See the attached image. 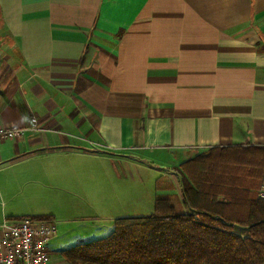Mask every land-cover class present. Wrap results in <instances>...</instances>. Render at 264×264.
Here are the masks:
<instances>
[{"label":"crops","instance_id":"0c3cea01","mask_svg":"<svg viewBox=\"0 0 264 264\" xmlns=\"http://www.w3.org/2000/svg\"><path fill=\"white\" fill-rule=\"evenodd\" d=\"M0 125L28 128L0 141V221L92 204L100 222L69 237L86 241L133 197L103 173L145 162L177 188L172 167L209 146L264 145V0H0Z\"/></svg>","mask_w":264,"mask_h":264},{"label":"trees","instance_id":"16d2710c","mask_svg":"<svg viewBox=\"0 0 264 264\" xmlns=\"http://www.w3.org/2000/svg\"><path fill=\"white\" fill-rule=\"evenodd\" d=\"M148 215L117 217L109 233L60 250L67 264H261L264 145H214L172 167ZM52 220L47 214L14 216Z\"/></svg>","mask_w":264,"mask_h":264},{"label":"rangeland","instance_id":"374dc122","mask_svg":"<svg viewBox=\"0 0 264 264\" xmlns=\"http://www.w3.org/2000/svg\"><path fill=\"white\" fill-rule=\"evenodd\" d=\"M171 171L175 175L177 186H179L178 180H179L180 174L176 172L174 173L175 171L174 169ZM159 176L160 175L158 174L156 168H154L153 166H148V164L145 162L136 164L135 167L132 169L131 175L129 176L128 179H124L123 176H121L119 179H115V175H109V173H103V176L100 177L101 180L103 181L102 182L103 184H101L102 186H109L112 183L113 188H114L115 183H119L121 185L124 183H129L127 186L134 185V187L133 188L129 187L128 190H125L122 188L121 185L118 184L119 186H117V191L120 196L127 193L133 197L129 198V201H128L129 204L127 205L123 204L122 201H120L117 207H112V210H109L108 208L106 209L103 208L105 213L97 214L98 216H104L103 220H101V222L103 223H99L94 226V228L97 229V231H95L93 234L94 236L89 239L101 237L109 233L112 228L111 223H113L117 217L148 215L153 210V202H154L155 195L159 192H163L155 188V181L156 179L160 178ZM27 187L28 186L26 187L22 186V191H25L28 188H31V186L28 188ZM9 188L11 191L18 192V189H16L15 185L13 184L9 186ZM176 189L178 190L180 188L175 187V191ZM64 191L65 192H63L60 188H53L49 185H45L43 186V188L38 189L35 192L41 195V197H43V195L45 197L48 194H54L58 196L60 199L63 198L64 200H68L69 203L70 201L73 202L74 197H72L71 192H69L66 189ZM177 193L179 194V192ZM31 196L32 194H27L26 195L27 200H25L22 194V196H20L19 198L20 202H17V206H18L17 209L23 210V211H30L29 213H38L42 211V209H46V207H48V201L50 202V200L47 201V199L45 198L44 200L33 201V200H30ZM83 206L84 207H82V210H81L82 212H77V210H74L73 208L68 207L59 216H56L55 224L57 225L59 233H58V236H55L49 241L48 247L50 246L52 249H57L58 251H60L64 247L73 245L75 242H73V239L70 240L69 237L73 234L85 231L84 226H83L85 224L81 222L82 220H85V221L95 220L96 222H100V220H96L97 218L94 217L95 212L98 208H94L92 204H85ZM107 213L115 215L116 218L107 220L106 219L107 217H105ZM20 214H23V212L13 213V215L21 216ZM90 214L92 216H88ZM87 217H90V219H87ZM60 219L63 220L65 223H63L62 221L59 222ZM86 224L91 225L90 223H86ZM66 227H68L67 229L68 238L66 237L61 238L60 235L65 233L64 229H66ZM86 227H87V231L91 229L88 226ZM89 239H86V240H89Z\"/></svg>","mask_w":264,"mask_h":264},{"label":"built area","instance_id":"2783aa9c","mask_svg":"<svg viewBox=\"0 0 264 264\" xmlns=\"http://www.w3.org/2000/svg\"><path fill=\"white\" fill-rule=\"evenodd\" d=\"M27 129L0 125V141L16 139ZM257 195L264 198L263 186L259 187ZM56 233L52 220L4 217L0 222V264H47L50 257L48 243Z\"/></svg>","mask_w":264,"mask_h":264}]
</instances>
